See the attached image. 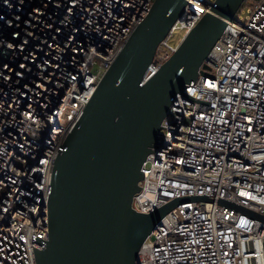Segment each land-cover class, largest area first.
<instances>
[{"label": "built area", "instance_id": "1", "mask_svg": "<svg viewBox=\"0 0 264 264\" xmlns=\"http://www.w3.org/2000/svg\"><path fill=\"white\" fill-rule=\"evenodd\" d=\"M154 1L0 0V264H37L32 236L48 238L58 149ZM215 1L189 0L142 85ZM186 93L211 103L176 95L133 207L191 199L150 232L136 264H264V221L251 214L264 215V0L243 1Z\"/></svg>", "mask_w": 264, "mask_h": 264}, {"label": "water", "instance_id": "2", "mask_svg": "<svg viewBox=\"0 0 264 264\" xmlns=\"http://www.w3.org/2000/svg\"><path fill=\"white\" fill-rule=\"evenodd\" d=\"M243 1L216 0L142 85L158 45L185 16L189 3L154 1L58 149L48 197V238L32 236L43 245L33 246L37 264H136L150 232L180 202L191 199H173L150 213L133 207L142 187L143 163L164 146L162 124L176 95L211 103L186 93V87L199 77L204 60ZM251 214L264 221L263 214Z\"/></svg>", "mask_w": 264, "mask_h": 264}, {"label": "rangeland", "instance_id": "3", "mask_svg": "<svg viewBox=\"0 0 264 264\" xmlns=\"http://www.w3.org/2000/svg\"><path fill=\"white\" fill-rule=\"evenodd\" d=\"M180 36H181L180 31H178V32L176 33L174 39H178V37H180Z\"/></svg>", "mask_w": 264, "mask_h": 264}, {"label": "snow or ice", "instance_id": "4", "mask_svg": "<svg viewBox=\"0 0 264 264\" xmlns=\"http://www.w3.org/2000/svg\"><path fill=\"white\" fill-rule=\"evenodd\" d=\"M201 11H202V9H201Z\"/></svg>", "mask_w": 264, "mask_h": 264}]
</instances>
